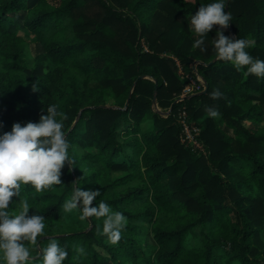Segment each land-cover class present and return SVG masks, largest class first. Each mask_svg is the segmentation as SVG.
I'll return each mask as SVG.
<instances>
[{
	"label": "trees",
	"instance_id": "trees-1",
	"mask_svg": "<svg viewBox=\"0 0 264 264\" xmlns=\"http://www.w3.org/2000/svg\"><path fill=\"white\" fill-rule=\"evenodd\" d=\"M201 2L211 0H0V132L55 104L73 160L62 184H22L12 197L45 217L28 264H42L53 238L62 264H264V77L216 58L219 25L193 46ZM224 11V34L264 60V0H227ZM181 76L203 89L182 97ZM181 111L204 154L180 142ZM75 183L124 214L119 241L103 217L64 211Z\"/></svg>",
	"mask_w": 264,
	"mask_h": 264
},
{
	"label": "clouds",
	"instance_id": "clouds-1",
	"mask_svg": "<svg viewBox=\"0 0 264 264\" xmlns=\"http://www.w3.org/2000/svg\"><path fill=\"white\" fill-rule=\"evenodd\" d=\"M226 2H201L195 14H191L192 30L199 37L193 46L203 50L205 36L214 25H219L214 38L216 58L232 62L237 69L247 66L248 74L264 77V60L250 55L246 50L250 46L249 42L243 38L233 39L222 31L232 19L231 12L224 11ZM33 90H38L37 84L33 85ZM210 95L215 99L222 93L216 89ZM217 114L215 110H210V115ZM65 119L66 114L59 112L55 104H50L46 107V114L40 115L38 121L24 124L15 122L10 131L0 132V260L3 264H28L29 260L34 259L26 242L37 244V237L45 229V217L35 211L29 214L28 201L19 199L16 202L12 197L20 198L22 184L31 185L36 191L62 184V168L66 162L73 164L68 152L70 142L63 131ZM73 185L71 197L62 204L64 211L71 212L79 208L80 220L91 216L103 217V234L112 243L119 241L126 224L124 214L114 211L103 200L93 204L96 197L100 196L98 189H83L76 183ZM17 206L19 211L12 214L10 209ZM39 251L42 264H62L68 256L66 248L54 238ZM77 251L83 253L84 248L78 246Z\"/></svg>",
	"mask_w": 264,
	"mask_h": 264
},
{
	"label": "built area",
	"instance_id": "built-area-1",
	"mask_svg": "<svg viewBox=\"0 0 264 264\" xmlns=\"http://www.w3.org/2000/svg\"><path fill=\"white\" fill-rule=\"evenodd\" d=\"M179 74L182 75L180 71ZM181 78L186 81V85L181 94L182 97L190 96L195 92H199L203 89V85L195 82L193 79L186 76H181ZM177 122L180 126V142L185 147L191 148V150L193 151L204 154L205 150L198 139L199 130L196 126L190 124L184 111H181L178 114Z\"/></svg>",
	"mask_w": 264,
	"mask_h": 264
},
{
	"label": "rangeland",
	"instance_id": "rangeland-1",
	"mask_svg": "<svg viewBox=\"0 0 264 264\" xmlns=\"http://www.w3.org/2000/svg\"><path fill=\"white\" fill-rule=\"evenodd\" d=\"M31 52H32V48H31ZM27 66H28L29 68H32V67H33V58H32V56H30L29 59L27 60ZM54 67H55V65H54L49 59H47V61H46V69H47V70H52ZM247 126H248L251 130L255 128V127H253V126L250 125V124H247Z\"/></svg>",
	"mask_w": 264,
	"mask_h": 264
},
{
	"label": "water",
	"instance_id": "water-1",
	"mask_svg": "<svg viewBox=\"0 0 264 264\" xmlns=\"http://www.w3.org/2000/svg\"><path fill=\"white\" fill-rule=\"evenodd\" d=\"M207 92V86L204 85V90H203V94H205ZM154 103V100H153Z\"/></svg>",
	"mask_w": 264,
	"mask_h": 264
}]
</instances>
